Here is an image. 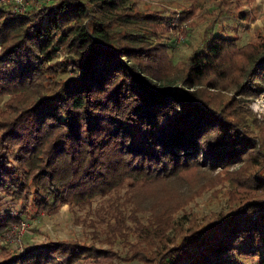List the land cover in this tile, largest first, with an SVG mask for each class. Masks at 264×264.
<instances>
[{
  "label": "trees",
  "instance_id": "trees-1",
  "mask_svg": "<svg viewBox=\"0 0 264 264\" xmlns=\"http://www.w3.org/2000/svg\"><path fill=\"white\" fill-rule=\"evenodd\" d=\"M168 16L132 0H41L22 12L0 3V203L18 201L0 212V238L22 212L95 196L114 206L123 185L196 168L232 167L227 206L185 227L174 218L180 203L154 204L145 220L131 208L137 229L114 215L106 246L0 243V264H264V115L248 105L264 92V30L242 44L211 31L168 75L167 58L153 63L156 42L133 30L165 32ZM118 234L127 255L112 246Z\"/></svg>",
  "mask_w": 264,
  "mask_h": 264
},
{
  "label": "rangeland",
  "instance_id": "rangeland-1",
  "mask_svg": "<svg viewBox=\"0 0 264 264\" xmlns=\"http://www.w3.org/2000/svg\"><path fill=\"white\" fill-rule=\"evenodd\" d=\"M4 3H7L3 1ZM133 6L142 10H156L170 14L165 32L153 34L144 31L150 41L156 42L158 63L163 56L169 67L166 74L175 75L182 68L192 48L200 45L211 31L234 35L242 44L250 40H259L264 30V0H132ZM162 42L161 44L157 43ZM164 51V54H163ZM61 55V54H60ZM7 95L0 96V103ZM249 107L260 117L264 115V92L249 101ZM262 131L264 125L261 126ZM232 166V165H231ZM230 167V165H228ZM232 168V167H230ZM230 168L195 169L187 178H172L166 182L159 180L144 183L142 186L119 188L116 203L100 204L101 197L95 196L85 205L63 204L51 212H39L31 215L20 213L19 221L9 227L0 238V243L12 250L20 249L24 244L37 242L43 238H74L93 241L106 246L109 238V225L114 215L124 218L129 230L137 229L129 214L133 212L142 220L149 213L150 206L157 204L180 203L174 211L176 223L185 227L190 223L199 224L209 213L222 210L227 206V193L230 187ZM205 174H211L204 180ZM214 174V175H212ZM233 180V178H232ZM18 201L2 195L0 212H16ZM132 225V227H131ZM125 228V227H124ZM116 234V233H115ZM130 235V234H129ZM116 236V235H115ZM133 238V234L131 233ZM123 234H118L113 247L120 256L127 255ZM251 263L252 259L243 258ZM108 264H144L137 258L112 257Z\"/></svg>",
  "mask_w": 264,
  "mask_h": 264
},
{
  "label": "built area",
  "instance_id": "built-area-1",
  "mask_svg": "<svg viewBox=\"0 0 264 264\" xmlns=\"http://www.w3.org/2000/svg\"><path fill=\"white\" fill-rule=\"evenodd\" d=\"M3 1L7 2L4 3ZM41 0H0L2 4H9L10 9L16 12H22L30 3H36ZM20 225L23 224L22 221H19Z\"/></svg>",
  "mask_w": 264,
  "mask_h": 264
}]
</instances>
